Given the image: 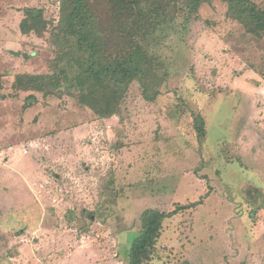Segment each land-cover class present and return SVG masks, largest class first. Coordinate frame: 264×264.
Instances as JSON below:
<instances>
[{"label":"rangeland","instance_id":"obj_1","mask_svg":"<svg viewBox=\"0 0 264 264\" xmlns=\"http://www.w3.org/2000/svg\"><path fill=\"white\" fill-rule=\"evenodd\" d=\"M27 8L41 34L21 30ZM174 14L139 38L156 98L133 81L104 117L69 94L78 65L51 41L60 0H0V264H129L146 209L176 212L143 264H264V34L218 0ZM55 69L56 94L13 86Z\"/></svg>","mask_w":264,"mask_h":264},{"label":"trees","instance_id":"obj_2","mask_svg":"<svg viewBox=\"0 0 264 264\" xmlns=\"http://www.w3.org/2000/svg\"><path fill=\"white\" fill-rule=\"evenodd\" d=\"M100 0H60V15L51 32V41L61 52L78 65L75 86L78 101L100 116H109L119 107L129 86L138 81L145 99L154 100L159 89L152 70L153 61L139 41L149 35L157 20L165 14L196 17L200 6L214 0H105L108 11L103 17L97 8ZM226 4V16L239 22L253 36L264 34V8L255 0H218ZM187 22V21H186ZM48 22L43 11L27 8L21 21L24 33L41 34ZM61 72L52 74H17L13 86L32 89L43 95L56 94ZM58 92L57 95H60ZM28 99H35L33 95ZM197 137L205 135L204 121L194 118ZM173 212L146 209L141 214L143 230L129 249V264H143L155 248L164 219Z\"/></svg>","mask_w":264,"mask_h":264},{"label":"crops","instance_id":"obj_3","mask_svg":"<svg viewBox=\"0 0 264 264\" xmlns=\"http://www.w3.org/2000/svg\"><path fill=\"white\" fill-rule=\"evenodd\" d=\"M41 175H42V174H41ZM41 175H40V177H44V176H41ZM41 185L44 186L43 184H41ZM40 195L42 196V194H40ZM40 204H41V203H40ZM41 206H43V205L41 204ZM43 207H44V206H43Z\"/></svg>","mask_w":264,"mask_h":264},{"label":"built area","instance_id":"obj_4","mask_svg":"<svg viewBox=\"0 0 264 264\" xmlns=\"http://www.w3.org/2000/svg\"><path fill=\"white\" fill-rule=\"evenodd\" d=\"M24 152H28L27 150H25ZM97 237H99V234L96 235Z\"/></svg>","mask_w":264,"mask_h":264}]
</instances>
